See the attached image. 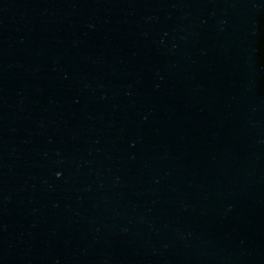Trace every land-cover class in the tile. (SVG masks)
Here are the masks:
<instances>
[{
  "label": "water",
  "instance_id": "water-1",
  "mask_svg": "<svg viewBox=\"0 0 264 264\" xmlns=\"http://www.w3.org/2000/svg\"><path fill=\"white\" fill-rule=\"evenodd\" d=\"M0 264H264V0H0Z\"/></svg>",
  "mask_w": 264,
  "mask_h": 264
}]
</instances>
